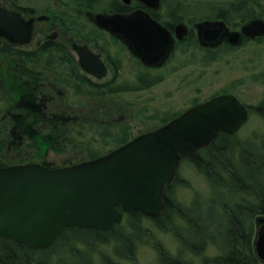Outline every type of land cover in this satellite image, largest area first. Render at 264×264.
<instances>
[{"label":"flooded vegetation","instance_id":"af4514ba","mask_svg":"<svg viewBox=\"0 0 264 264\" xmlns=\"http://www.w3.org/2000/svg\"><path fill=\"white\" fill-rule=\"evenodd\" d=\"M241 3L0 0L4 10L32 25L31 39L26 43L0 34V167L38 164L60 169L94 160L87 156L91 157V146L98 140L99 125H104L100 112L106 110L110 118L113 111L112 92L123 88L122 95L134 96L140 105L135 103V112L130 100L123 103V119L117 123L130 128L131 120H127L147 109L141 105L146 103L144 92L149 85L153 88L174 78L181 81L176 92L187 90L189 97L194 92L190 79L203 78L216 63H231L238 52L264 46V36L252 39L242 35L238 45L232 42L233 33L255 20L264 22V15L245 22L232 20ZM244 82L228 83L221 92L205 100L193 99L178 112L172 108L180 103H170L171 110L153 120L161 123L160 128L187 110L223 95L235 96L247 107L250 120L260 104L248 105L235 93ZM105 126L110 138V121ZM130 135L128 142L140 136ZM68 144L77 145L78 151L66 150ZM67 153L83 154L86 160L59 165L52 159V155Z\"/></svg>","mask_w":264,"mask_h":264},{"label":"water","instance_id":"95a60500","mask_svg":"<svg viewBox=\"0 0 264 264\" xmlns=\"http://www.w3.org/2000/svg\"><path fill=\"white\" fill-rule=\"evenodd\" d=\"M0 34L26 43L32 25L0 6ZM242 35L264 36V22L233 33L232 42L238 45ZM249 115L235 96H217L94 160L60 169L0 167V238L48 250L67 229L109 232L134 211L160 218L167 210L164 192L176 182L183 155L211 146L221 133L236 135ZM257 224L254 250L264 263V218Z\"/></svg>","mask_w":264,"mask_h":264},{"label":"trees","instance_id":"16d2710c","mask_svg":"<svg viewBox=\"0 0 264 264\" xmlns=\"http://www.w3.org/2000/svg\"><path fill=\"white\" fill-rule=\"evenodd\" d=\"M240 1L242 3L235 9L232 20L245 22L256 15H264L263 0ZM122 89L111 94L117 97L122 94ZM256 114L264 121V100ZM103 127L106 133L102 138H107L108 128L104 125L99 128ZM113 127L119 128L126 137L118 140V145L127 143L131 138V127L119 126L118 123ZM90 151V159L105 155L98 149L92 148ZM183 160L191 163L208 182L212 195L205 201V208H210L209 211L198 205L199 199H195L189 207L181 205L170 195L171 186L164 192L167 210L160 218H149L141 211H134L124 214L123 223L109 232L67 229L48 250H30L24 244L0 238V250L11 253H0V264H52L53 257H56V264H62L58 251L63 244L68 246L63 250L70 251L72 255H92L103 246L113 244L116 256L133 260L137 242L150 237L151 230L143 227L145 220L158 230L173 233L180 244L179 256H173L159 244L153 245L159 255V264H191L183 260L185 254L201 258L203 264H264L254 250L257 219L264 218V135L243 141L237 134L231 136L221 133L211 146L197 153H187L183 155ZM196 206L199 208L195 211L193 209ZM197 216V221H193ZM199 221L203 222V230L197 227L199 224L195 225ZM185 229L194 233L195 240L200 241L199 245L192 242V237L187 239L184 236ZM119 235L125 240L123 249L119 246ZM209 246L218 249L219 253L215 257L205 255Z\"/></svg>","mask_w":264,"mask_h":264},{"label":"rangeland","instance_id":"374dc122","mask_svg":"<svg viewBox=\"0 0 264 264\" xmlns=\"http://www.w3.org/2000/svg\"><path fill=\"white\" fill-rule=\"evenodd\" d=\"M234 58L235 59H233L231 63H216L212 65L208 70H206L207 74L203 78L199 79V77H195L190 79L189 81L193 83L192 88L194 92L191 93L189 97H187L189 92L187 94L185 93L187 90L176 92V89L181 84V81H177L174 78L166 80L162 84L157 85L153 88L147 89V91L144 92V99L146 100V103L144 105H141V109L142 107H145L147 109L143 110L140 114L138 113V115H136L137 117H133L135 114H130V116H132L127 120H131L129 125L131 127L130 133L132 134V137L152 131L153 129L159 127L161 123L153 119H159L158 116L163 117L165 113H168L166 111L171 110L172 108L170 103H180L175 108H172L174 111L178 112L187 108L190 105L189 103H191V100H205L213 94L221 92L224 88L227 87L228 83L234 81H245L244 85H242L237 92L235 91V93H239L244 103L254 106L260 104L264 100V46L248 48L244 51V53L238 52ZM253 78L254 80H256L255 83L251 82V79ZM133 99H135L134 96H126L124 94L114 97V103L112 104L114 105V108L113 111H110V118L107 116L106 110H102V112H100L104 114L103 119L100 120L104 122V126L108 121H110L111 127L109 133L111 136L110 138H102L100 134H104L106 133V131L104 130V127L99 128L97 133L98 142L96 141V143L92 144L91 147H93V149L101 150L103 152L102 154H105L106 152L114 150L116 146H119L117 142L118 140H123L126 138L125 135L120 132L121 130L119 128H114L113 126L117 124L119 120L123 119V113L121 112V110L124 102L128 104L127 102L128 100H130L129 103L132 104L131 106H134L133 109L136 112V107L140 105L138 104V102H136V100ZM135 103H137L136 107ZM116 109L120 111L117 112L115 111ZM126 113L128 115L127 110ZM134 119H136L137 121H135ZM100 126L103 125H99V127ZM263 135V119L255 113L251 116L249 122L239 131L237 137L244 141L245 139H250L254 136L261 137ZM71 138L73 139V137ZM76 147L77 145L75 144H68L66 150L70 152H77L78 148ZM88 147L90 148V144ZM94 152H96V150H94ZM82 155H80L79 153L76 155L74 153H72V155H69V153H67L62 155H52V159H54V161H57L59 165L64 164V162L78 163L82 160H86L84 158V155ZM87 158L89 159L90 156L88 155ZM170 195L178 203L184 205L185 207L191 206L192 203H194L195 199H199L200 202L198 203V205L204 207L203 210L206 209L207 211H209L210 209L205 208V201H207L212 195L211 188L205 178L201 176L195 170L192 164L186 160H182L181 162L178 171V178L174 183L172 190L170 191ZM197 206L193 210H198L199 207ZM197 218L198 216L192 220L197 221ZM199 222L200 223H196L195 225L199 224V226L197 225V227L199 229L202 228L203 230V222ZM143 227L151 230L150 237H147L144 241L137 242V250L135 252V257L133 260L119 258L118 256H116L113 251V244L103 246L101 249L97 250L95 254L92 255H72L70 251L63 250V248L68 247L63 244L62 248H59L58 258L62 261V264H159V255L153 247V245L155 244L161 245L173 256H179L180 244L173 233L156 229L148 220H145V222L143 223ZM183 234L187 239H190V237H192V242L194 244H200V241L195 240V235L194 233H191L190 230L185 229V232H183ZM135 236L137 237V234H135ZM121 237L122 235H119V238ZM124 241L125 240L121 238L119 242V246L122 247V249L123 247H125ZM125 250L126 249H124V252ZM0 253L3 254L9 252L0 250ZM218 253L219 251L217 248L209 246L205 255L208 257H215ZM9 254L11 255V253ZM183 260L191 264H203L201 258L196 257L192 254H185L183 256ZM51 263L56 264V257H53L51 259Z\"/></svg>","mask_w":264,"mask_h":264}]
</instances>
